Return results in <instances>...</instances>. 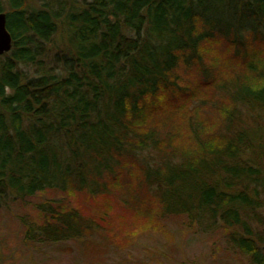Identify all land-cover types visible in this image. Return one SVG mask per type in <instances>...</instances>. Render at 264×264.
Returning a JSON list of instances; mask_svg holds the SVG:
<instances>
[{
	"label": "trees",
	"instance_id": "obj_1",
	"mask_svg": "<svg viewBox=\"0 0 264 264\" xmlns=\"http://www.w3.org/2000/svg\"><path fill=\"white\" fill-rule=\"evenodd\" d=\"M0 13V210L36 212L25 241H80L94 222L71 198L130 196L139 216L218 229L264 264V0H0Z\"/></svg>",
	"mask_w": 264,
	"mask_h": 264
},
{
	"label": "rangeland",
	"instance_id": "obj_2",
	"mask_svg": "<svg viewBox=\"0 0 264 264\" xmlns=\"http://www.w3.org/2000/svg\"><path fill=\"white\" fill-rule=\"evenodd\" d=\"M32 1L28 0L31 6ZM81 1L74 0V5ZM225 64L226 58L222 66ZM182 123L181 118L175 119L173 137L177 142L184 139ZM129 197L102 202L71 198L70 204L79 206L95 228L90 236L65 244L25 241L23 223L36 220V212L18 204L2 208L0 264H249L230 248L222 231L204 232L180 220L144 218L139 216L135 197ZM49 198L58 196L40 199Z\"/></svg>",
	"mask_w": 264,
	"mask_h": 264
},
{
	"label": "water",
	"instance_id": "obj_3",
	"mask_svg": "<svg viewBox=\"0 0 264 264\" xmlns=\"http://www.w3.org/2000/svg\"><path fill=\"white\" fill-rule=\"evenodd\" d=\"M12 48V38L6 30V17L0 13V56L10 52Z\"/></svg>",
	"mask_w": 264,
	"mask_h": 264
}]
</instances>
